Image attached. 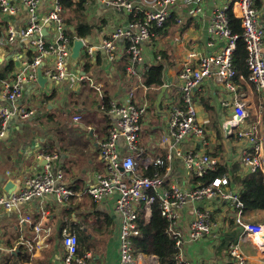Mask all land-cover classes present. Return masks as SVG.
I'll return each mask as SVG.
<instances>
[{"label": "crops", "instance_id": "1", "mask_svg": "<svg viewBox=\"0 0 264 264\" xmlns=\"http://www.w3.org/2000/svg\"><path fill=\"white\" fill-rule=\"evenodd\" d=\"M15 1L19 7L18 13L13 17L0 16V75L4 77L0 81V111L23 109L32 112V115L27 119L12 115L5 123L4 133L0 136V176L14 182V192H17L25 178L43 170V152L48 151L56 155V159L50 162L52 171L63 174L64 183L74 195L66 204H59L52 195H45L32 198L11 212H0V264H6L9 256L13 257L15 264H62L60 242L63 228L76 235L84 232L90 238L91 250L86 253L91 255V264H118L120 219L114 212L117 193L99 202L84 194L94 184L96 175L105 171L99 158V144L107 136L114 116L103 111L104 102L122 103L131 90L135 92L137 103L146 99L148 113L142 121L139 145L145 156L151 159L163 156L167 147L160 144V135L167 127L169 100L179 97L180 70L185 63L194 65L195 60L188 59L190 54L205 55L223 44L220 41L211 49L206 46L208 24L216 7L232 5L233 8L236 0H204L203 11L198 16L192 15L189 4L177 3L167 8L169 17L164 27L154 40L141 47L146 67L159 63L164 66L166 90L158 108L155 104L160 88L147 87L144 90L137 87L136 79L126 71L129 56L124 39L115 42L116 59L111 63L106 60L101 48L103 41L117 28L126 25L129 15L102 6L100 0H71L73 4L81 1V10L75 11L73 5L71 10L62 12L66 26L72 31L78 25V20L91 28L89 36L83 39L85 45L82 54L95 48L92 55L85 59L81 56L77 64L68 59L64 76L59 81L51 80L46 74V70L54 65V57L48 56L40 67L48 81L44 88L36 82L26 84L17 100L11 102L3 99L1 93L4 86L11 82L22 63L33 56L31 39L17 40L12 44L5 40L9 24L19 29L25 27L28 20L25 7L19 0ZM132 1L141 11L155 9L143 4L142 0ZM51 3L52 0H40L36 12L39 19L45 18ZM255 9L258 25L264 29V0H255ZM234 11L237 12L235 5ZM43 28L46 29L45 39L52 41L55 38L53 24L44 23ZM228 98L223 88L213 81L203 84L195 92V100L197 121L205 129L206 143L185 141L179 147L182 152L193 150L215 157L218 165L226 167L224 175L229 179V187L235 190L238 188L233 180L241 179L246 174L238 161L243 144L234 135L226 138L222 133L223 121L232 114L222 107V101ZM237 99L245 104L248 112L244 127H259L264 115V101L260 93L248 82L239 79ZM75 117L79 119L74 120ZM53 122L57 126L49 128L48 125ZM260 136L264 139V132ZM262 144L264 147V142ZM117 147L121 156L128 152L123 140L118 141ZM169 181L184 190L194 188L197 183L193 174L186 170L183 160L175 156L170 163ZM2 187L1 183L0 196H5ZM226 205L219 202H188L181 208L180 228L185 236L189 232L195 208L208 211L214 225L212 236L184 243L186 260L189 264H226L229 244L239 242L248 264H264L261 240L243 235L234 224L233 212ZM226 210L229 211L228 216L224 214ZM40 211L45 212L43 217ZM27 214L41 220L44 227L49 228L42 243L38 244L40 248L35 246L37 240L33 226L20 221V217ZM144 218L147 221L150 214L147 217L144 215ZM244 219L264 226V210L246 212ZM147 256L158 263L153 255L137 253L138 264H146Z\"/></svg>", "mask_w": 264, "mask_h": 264}, {"label": "built area", "instance_id": "2", "mask_svg": "<svg viewBox=\"0 0 264 264\" xmlns=\"http://www.w3.org/2000/svg\"><path fill=\"white\" fill-rule=\"evenodd\" d=\"M27 10L28 20L23 28L16 29L12 24L7 26L5 40L12 44L17 40L31 39L33 56L22 63L21 69L14 75L11 82L2 89V97L7 101H15L21 96L23 86L37 80V69L41 67L48 56L54 57L53 67L46 70V74L53 81L63 78L65 62L69 59L71 42L66 34L67 27L62 16V6L59 0H52L51 6L44 19H39L37 9L40 0H19ZM107 7L130 15L139 11L132 0H100ZM142 3L155 8L154 11H145L142 20L128 22L117 28L108 39L103 41L101 48L106 54V60L111 63L116 59V45L118 39H124L125 49L129 56L126 71L134 77L137 87L147 90L144 85V71L146 69L142 55V45L150 43L157 36L155 28L162 29L168 20L167 8L177 3L191 6V13L198 16L204 8V0H142ZM234 5L237 12L234 11ZM226 5H219L212 12L208 24V42L211 49L216 43L223 44L216 50L205 55L190 54L188 59H194V65L185 63L178 75L179 97L169 100L170 110L167 127L160 135V144L167 147L166 153L155 159L144 154L140 147V138L143 131L142 121L148 113V101H135V92L131 90L122 103L111 102L107 113L114 116V121L108 129L107 136L99 144V158L104 164V174L95 177L94 184L84 191L95 202L117 193L114 203V212L119 216V262L118 264H138L137 253L133 240L139 236L138 217L140 210L145 217L150 214V208L157 204L161 216L167 221L166 234L174 242L176 249L175 264H189L183 252L186 241L197 242L204 237L212 236L213 223L208 211L194 209L193 218L189 224L187 236L180 228V210L188 202H219L228 205L233 212L234 224L241 229L243 235L256 237L264 245V226L246 222L244 219L243 204L240 201L238 189L229 187V179L222 175L209 183L201 179L207 171L214 170L218 160L206 153L193 150L182 152L180 145L185 141L200 142L205 145L206 134L204 127L197 121L195 92L206 82L213 81L220 85L228 94V99L222 101V107L232 112L231 116L223 121L222 133L224 136H235L243 144L239 150V164L245 174L261 172L264 176V139L260 136L264 132V115L259 127L251 125L244 127L248 119L246 106L237 99L236 71L234 70L232 55L235 49L237 35H234L229 26ZM19 11L15 0H0V16L13 17ZM233 15L240 20L242 29L241 38L247 52L245 80L256 92L260 93L264 101V29L258 25L255 0H236L232 8ZM44 23H52L55 38L47 41L41 34ZM179 35V32L177 36ZM35 36L34 39H32ZM181 39V35H180ZM177 40V39H176ZM181 43V41H180ZM95 48L88 49V56ZM166 86V85H165ZM12 115L27 119L32 112L23 109L16 112L2 109L0 111V136L4 133V125ZM75 117L74 120H78ZM123 140L127 153L121 156L118 141ZM183 160L186 170L192 173L197 183L189 190L172 185L169 181L170 163L172 157ZM47 164L40 173L24 179L17 192L11 197L0 196V212L16 210L32 198L52 195L59 204H66L74 195L73 191L64 183L63 174L54 173L50 162L56 155L45 156ZM164 168L163 175L154 173L151 176L144 174V170ZM198 178V179H197ZM42 217L44 211H40ZM21 223L33 226L35 246L42 243L49 228L44 227L41 220L27 214L20 217ZM60 245L63 250L62 264H91V255H79V241L77 236L68 228L61 230ZM146 256V255H145ZM146 264H158L149 256ZM226 264H248L247 258L240 249L239 242L229 244L226 250Z\"/></svg>", "mask_w": 264, "mask_h": 264}, {"label": "trees", "instance_id": "3", "mask_svg": "<svg viewBox=\"0 0 264 264\" xmlns=\"http://www.w3.org/2000/svg\"><path fill=\"white\" fill-rule=\"evenodd\" d=\"M59 2L64 11L65 9L71 10L73 5H75V11L81 10V1L78 4H73L71 0H59ZM226 13L231 31L234 35H237L238 38L232 55V62L237 75L235 82L237 83L239 77L245 79L248 76L246 67L247 52L241 38L242 29L240 26V20L233 15L232 5L227 9ZM143 17L144 11L139 10L134 11L127 17V19L128 22H133L135 20H142ZM64 24L66 25L65 21ZM154 31L158 34L160 33V28H155ZM90 32L91 28L88 25H85L81 20H78V25L74 27L73 31L68 27L66 30V34L71 43L74 39H85L89 36ZM1 37L2 32L0 31V38ZM3 79V75H0V81ZM144 85L149 88L155 87L157 89L164 85V66L162 64L159 63L151 67H146L144 71ZM108 109L109 104L105 101L103 111L107 113ZM43 153L45 156L53 155V153L48 151H44ZM143 172L147 176H151L154 173L163 175L164 168L148 167ZM226 172L227 169L225 166L217 165L214 170L207 171L201 180L207 184L213 179L224 175ZM233 182L238 188L244 213L264 210V176L260 171L247 174L241 179L235 178ZM97 223L98 221L96 220V224ZM138 228L140 231L139 236L133 240L136 253L153 255L157 258L158 264H175L176 249L174 242L166 234L167 221L161 216L157 204L151 206L150 218L147 221L144 218V211L142 209L140 210ZM76 236L79 241V255H83L87 250L90 251V238L85 235L84 232H80Z\"/></svg>", "mask_w": 264, "mask_h": 264}, {"label": "water", "instance_id": "4", "mask_svg": "<svg viewBox=\"0 0 264 264\" xmlns=\"http://www.w3.org/2000/svg\"><path fill=\"white\" fill-rule=\"evenodd\" d=\"M102 6H105L107 7L105 4L101 3ZM45 31L46 29H42L41 30V34L45 37ZM35 36L32 38L34 39ZM84 41L82 39H74L73 42L71 43V49H70V55H69V59L74 63V64H77L81 54H82V51L84 49ZM47 78H45L43 75H42V72H41V68L39 67L37 69V80H36V83L39 87L41 88H44L45 84L47 83ZM166 90V86L163 85L161 88H160V91L157 95V98H156V107L158 108L160 106V103H161V100H162V96L164 94ZM43 163L42 165H46L47 164V161L45 159L42 160ZM3 184V187H2V190L3 192L5 193V196L6 197H11V195L14 193V190H15V184L14 182L10 181V180H6L4 177L0 176V184Z\"/></svg>", "mask_w": 264, "mask_h": 264}, {"label": "rangeland", "instance_id": "5", "mask_svg": "<svg viewBox=\"0 0 264 264\" xmlns=\"http://www.w3.org/2000/svg\"><path fill=\"white\" fill-rule=\"evenodd\" d=\"M81 56H82V58H84V59L87 58V56H86L85 54H82ZM81 56H80V57H81ZM79 59H80V58H79ZM51 126H57L56 122H53L51 125H48L49 128H50ZM226 206H227V205H226ZM224 214H225V216H228V215H229V211L226 210V212H224ZM23 254L28 255V254H27L26 252H24V251H23ZM6 264H15L13 257L9 256V257L6 259Z\"/></svg>", "mask_w": 264, "mask_h": 264}]
</instances>
